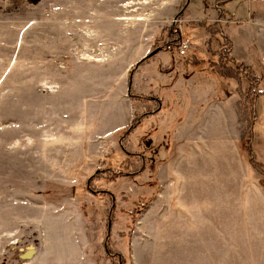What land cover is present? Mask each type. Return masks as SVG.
I'll list each match as a JSON object with an SVG mask.
<instances>
[{
	"label": "rangeland",
	"instance_id": "rangeland-1",
	"mask_svg": "<svg viewBox=\"0 0 264 264\" xmlns=\"http://www.w3.org/2000/svg\"><path fill=\"white\" fill-rule=\"evenodd\" d=\"M126 1L0 0V264H38L46 254L43 264H57V245L69 243L63 220L73 224L74 259L78 222L87 226L85 264H114L111 254L124 264H187V184L167 189L170 171L161 167L174 143L187 151V140L170 136L176 124L167 111L137 98L151 94L136 64L155 48L169 55L161 46L173 43V31L190 40L186 56L171 51L196 64L187 86L200 85L220 56L225 22L207 21L216 0H186L184 10L185 0H168L166 11L161 0ZM245 64L226 66L237 76L216 77L239 84L242 144L249 137L264 165V60L256 54ZM167 109L183 111L170 102ZM178 168L187 181V160Z\"/></svg>",
	"mask_w": 264,
	"mask_h": 264
},
{
	"label": "crops",
	"instance_id": "crops-1",
	"mask_svg": "<svg viewBox=\"0 0 264 264\" xmlns=\"http://www.w3.org/2000/svg\"><path fill=\"white\" fill-rule=\"evenodd\" d=\"M149 1L127 0L125 5H146ZM167 1L161 0L158 9L166 11ZM233 1L216 0L214 6L209 3L204 10L207 21L219 24L215 21L217 17L227 19L222 33L229 40L231 58L244 65L256 54L264 60V0H235L237 3L232 7ZM185 2L183 10L188 5ZM178 8L176 5L170 12L175 14ZM135 9L138 7L130 10ZM214 11L218 16L209 18ZM157 52L148 53L137 62L136 77L142 79L143 90L150 88L145 92L157 98L152 101L155 107L163 114L167 111L168 125L171 120L176 124L170 136H179L176 139L183 142L187 140V151L185 144L174 143L161 166L170 171L167 189L176 188L178 181L182 183L180 189L183 182L187 184V264H264V180L250 163L239 134L238 102L234 97L237 85L232 80L217 79V71L210 67L211 71L204 75L205 82L187 86L196 64L191 59L182 64L168 50L169 55ZM226 100L229 102L225 103ZM169 102L183 110L179 113L181 116H174L167 109ZM180 156L178 167L187 160V181L178 177L180 168L172 167L175 158ZM161 174L163 170H158V178ZM63 223L58 226L63 239L69 243L60 241L52 257L57 259V264H85L87 226L78 222L81 245L76 247L77 259H74L69 239L73 224L69 220ZM42 256L38 264L48 261L50 254Z\"/></svg>",
	"mask_w": 264,
	"mask_h": 264
},
{
	"label": "trees",
	"instance_id": "trees-1",
	"mask_svg": "<svg viewBox=\"0 0 264 264\" xmlns=\"http://www.w3.org/2000/svg\"><path fill=\"white\" fill-rule=\"evenodd\" d=\"M175 34V32H171L170 31V33H169V35H172L173 36V38H172V41H173V44H176V41H177V37H176V35H174ZM220 36H221V38L218 40L219 41V45H220V56H219V58H218V61L217 62H214L215 63V66L214 65H212V68H213V70H215V71H217V73L221 76V77H232L233 76V73H228V71L230 70L228 67H226V66H228V65H230V64H232V63H238V65H243V66H246V65H244L243 63H241V62H238V61H236V60H234V58H231L230 57V55H229V50H230V43H229V40L223 35V33L221 32L220 33ZM169 42H166V43H164V44H162L163 46H161V47H164L165 48V45L166 44H168ZM166 49V48H165ZM220 65V66H217V65ZM215 67H217L218 69H215ZM226 67V68H225ZM246 68V70H248V67H245ZM230 71H232V72H234V74H235V76H237L236 74H239V72L238 71H236V70H230ZM252 80H253V83H250V84H248V86H247V91L245 90L244 92L245 93H243L244 94V96L246 97V95H247V97H249V91H251V89H252V86L254 85V83H255V80H254V77L252 76ZM238 82H240V81H238ZM252 82V81H251ZM241 89H240V86H239V84H237V86H236V89H235V91H236V93H237V95L238 96H241L240 94H241V91H240ZM242 94V95H243ZM254 97H255V94L253 93V95H252V97H251V106L253 107V99H254ZM137 98H143L144 100H148V101H154V100H156L157 98L155 97V96H151V95H139ZM135 127H133L132 126V128L130 127L129 128V126H128V128L126 129V131L125 132H127L128 131V133L127 134H129L133 129H134ZM248 142H247V145H245V151H246V153H247V156H248V158H249V161H250V163L252 164V166L256 169V170H258L260 173H261V175L263 176V180H264V165L263 164H261V163H258L254 158H253V156H252V154H251V148H250V142H249V137H248V140H247ZM96 177H98L97 175H96ZM108 191L107 190H101L100 191V193H104V194H106ZM111 196V195H110ZM115 255H117V258L119 257V259H117L116 257H115ZM111 259L113 260V262H114V264H115V262H116V259H117V264H124V259L122 258V256L120 255V254H111Z\"/></svg>",
	"mask_w": 264,
	"mask_h": 264
},
{
	"label": "built area",
	"instance_id": "built-area-1",
	"mask_svg": "<svg viewBox=\"0 0 264 264\" xmlns=\"http://www.w3.org/2000/svg\"><path fill=\"white\" fill-rule=\"evenodd\" d=\"M177 20L174 19L173 22H176ZM217 23L219 22H227V19L225 18H220L217 17L215 20ZM177 37V41L176 44L173 43H168L165 45L166 50L168 51H174L178 56L183 57L186 56L187 53V49L190 47V40L187 37H183V36H176Z\"/></svg>",
	"mask_w": 264,
	"mask_h": 264
},
{
	"label": "water",
	"instance_id": "water-1",
	"mask_svg": "<svg viewBox=\"0 0 264 264\" xmlns=\"http://www.w3.org/2000/svg\"><path fill=\"white\" fill-rule=\"evenodd\" d=\"M157 51H158V48H155L154 50H152V51L150 52L149 55H152V54H154V53L157 52Z\"/></svg>",
	"mask_w": 264,
	"mask_h": 264
},
{
	"label": "bare ground",
	"instance_id": "bare-ground-1",
	"mask_svg": "<svg viewBox=\"0 0 264 264\" xmlns=\"http://www.w3.org/2000/svg\"><path fill=\"white\" fill-rule=\"evenodd\" d=\"M119 19H125V17H120ZM142 19L141 17H137L136 20Z\"/></svg>",
	"mask_w": 264,
	"mask_h": 264
}]
</instances>
